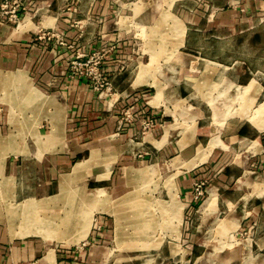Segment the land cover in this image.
<instances>
[{"label": "crops", "instance_id": "obj_1", "mask_svg": "<svg viewBox=\"0 0 264 264\" xmlns=\"http://www.w3.org/2000/svg\"><path fill=\"white\" fill-rule=\"evenodd\" d=\"M21 1L25 7L21 20L12 23L3 18L0 0V140L13 138L7 146L0 144V157L5 154L0 193L4 184L5 199L12 203L20 202V193L32 196L37 202L21 205L29 208L26 214L33 209V214H47L57 222L65 212L69 219L64 227L53 226L56 233H63L60 237H20L12 235L1 210L0 264H97L99 260L118 264L120 249L115 253L101 249L112 240L118 244L119 239L116 219L104 207L141 187L145 182L137 176L142 173L159 177L158 187L154 186L159 199H170L167 182L174 183L185 205L182 222L187 224L175 238L183 233L189 240L228 239L239 232L243 237L227 248L203 252L198 246L206 241H193L184 250L196 255L193 264H264V124H257L264 122V114L257 121L253 117V107L260 101L264 105V83L253 77L248 55L225 59L218 52L222 42L249 45L259 38L264 29V0L182 5L180 13L187 16L181 19L186 31L178 48L180 58L205 59L213 67L197 72L164 60L157 81L165 93L139 80L140 55L145 52L139 26L154 25L179 0ZM137 5L141 10L137 11ZM195 32L203 36L202 45L210 43L212 56L185 51L202 55V48H190L194 43L190 35ZM97 49L109 51L102 67L113 89L104 95L96 93L87 79L68 76L70 60ZM172 67L175 74L168 75ZM260 72L264 74V68ZM245 75L250 77L242 81ZM199 79L203 85L196 88L193 83ZM147 89H153L150 96ZM207 97L215 103L216 116H223L224 108L234 109L222 127L204 121L207 111L213 110ZM143 109L156 122L146 135L141 128ZM127 113L131 123L126 122ZM208 143V148L200 149ZM32 166L34 174H26L24 181L32 186L21 187L19 169L31 173ZM197 181L210 182L207 194L214 189L204 200L203 211L217 198L206 214L199 211L202 204L195 208ZM93 201L104 209L93 211L88 232L78 240L79 215ZM24 208L13 215L22 216ZM196 222L201 223L199 227L193 225ZM208 222L211 229L207 230ZM214 226L219 230H213ZM156 254L160 264L161 250Z\"/></svg>", "mask_w": 264, "mask_h": 264}, {"label": "rangeland", "instance_id": "obj_2", "mask_svg": "<svg viewBox=\"0 0 264 264\" xmlns=\"http://www.w3.org/2000/svg\"><path fill=\"white\" fill-rule=\"evenodd\" d=\"M180 1V2H179ZM175 4H173L171 9H167L155 22L154 25H151L149 27L145 26H139L140 31L138 35L139 41L143 43L140 45L143 47L145 51L142 55L141 59V66L139 69V76L141 74V77L139 80H144L146 83H149L150 85H155L157 89H161L163 93L164 87L160 84L159 81H157V72L160 68L161 63H164V60L166 63H171L170 66H173L176 64L177 66H183V67H190L194 71H200L202 70L201 67L197 66L196 64H199L201 62V59H193L191 56L187 55L186 58L187 61H183L182 64L179 63L180 57L182 55L179 54L178 48L184 43L185 40V31H186V25L183 23L181 19H185L187 16V13H185V18H183L182 14L180 13V8L182 9V5H189L191 8L193 6H199L203 3H208V0H179ZM137 11L141 10V7L137 5L136 7ZM172 12V13H171ZM180 18H178V17ZM252 30L250 29V35H252ZM209 31V30H208ZM259 38L257 40L251 42V44L247 45L246 43L243 44H235L233 42H222L219 45V56L222 57V55L225 57V59L229 56H235V55H241L246 54L250 57V70L253 71V77H255L258 81H262L264 83V74H261L260 69L264 68V29L260 30ZM190 37L193 39V46L190 47L191 49L199 51L197 48H202V55L191 51V50H185L188 53L196 56L204 57V55L212 56L211 54V45L210 43L204 44L203 36L201 34H197L196 32L194 34H191ZM146 41V44H145ZM209 42V40H207ZM148 46V47H147ZM141 52V49L140 51ZM147 52V53H146ZM214 53V52H213ZM218 56L217 53H214ZM243 54V55H244ZM215 55V56H216ZM185 56V55H184ZM179 58V59H178ZM185 59V58H184ZM185 59V60H186ZM151 60V61H150ZM190 60H193V64L190 63ZM149 62V63H147ZM174 63V64H173ZM211 68L210 64H208ZM174 68L168 69L166 73L168 75H174L173 72ZM163 73V71H161ZM165 74V73H164ZM256 74V75H255ZM244 77L248 78L250 75H245L241 77V80L244 81ZM196 88L202 87V79H199L197 82L193 83ZM202 84V85H201ZM223 84V83H222ZM150 89H147L146 92L150 96L153 92L149 91ZM112 92V91H111ZM110 92V93H111ZM212 94V93H211ZM210 94V95H211ZM164 95V94H161ZM205 96V95H204ZM207 96V95H206ZM212 96V95H211ZM163 97V96H162ZM226 97L223 94V98ZM213 98V97H212ZM209 100L212 108L214 106V102L210 97H207ZM216 101V100H215ZM262 101H260L258 104H256L253 107V117L255 120H259V118H262L264 114V105L260 104ZM214 103V104H213ZM190 112V110L185 111V113ZM208 117L204 119L208 123L211 122V127H222L224 121L231 117L232 112H235L234 109L228 107V109L222 110V115H217L213 110H208ZM222 117V118H221ZM191 118L195 119V115L191 114ZM143 120V119H142ZM127 123H131V119H129V115L127 113ZM256 125V123H253ZM259 126L264 124L263 121H260L257 123ZM156 126V125H155ZM155 126L152 127V129L147 130L146 133L144 132L143 122L141 123L142 128V134L146 135L149 132H152L153 129H155ZM257 126V125H256ZM193 128V127H192ZM9 139L12 140V137L3 138L0 140V144H3L5 146L8 145ZM211 142V141H210ZM209 142V143H210ZM206 145V147H200V149H206L209 147V144ZM217 145H221V142L218 141ZM215 145L214 147H216ZM210 152V151H209ZM208 152V154H209ZM207 154V156H208ZM5 154L1 153L0 157V178L1 181L5 178L3 176V168L2 164L4 161ZM206 156V157H207ZM202 158L196 159L197 161L201 160ZM196 160H194L193 163H196ZM206 160V158H205ZM204 160V161H205ZM203 161V162H204ZM201 162V163H203ZM162 163V162H161ZM163 165V164H162ZM192 163L189 165V167H192ZM196 166V165H194ZM25 168L19 169V177L21 179L20 185L21 187H30L28 182L25 181V175L29 174L31 177L34 174L32 172L35 171L36 168L32 166L29 171L26 173ZM140 174V173H139ZM146 174V173H145ZM144 173L138 175L137 177H142V182H145L141 187L138 186L135 191L128 193L127 195L121 197L117 200L116 203H114L112 206L106 208H101L100 203H95V201L92 202V206L87 207L86 209L82 210L80 213V217L78 218V222H81L80 224V235L76 236L78 240H81L82 237L88 232L91 224H92V214L93 211L104 209L108 212H111L113 216L116 219V230H117V237L118 244L115 240H112L110 243L106 244V246H102L103 251H112L113 253L117 252V250H121L119 259H117L118 264H159L160 260L158 258V255L156 252H158V249L161 250V253L163 255V259L160 264H193L195 260V254H188L185 253V248H188L193 241L195 240L198 243H202V241H206L205 246H198L199 251H204L209 248H227L229 244L235 242L238 239L243 238L239 233L238 235H235L234 237H229L227 239L222 236H209L208 238H197V239H190L183 237L185 236L183 233L182 238H175V234H177L178 231L182 230L187 226V224L183 223V217L182 212L185 208V205L182 203L180 199L177 197L176 188L174 187V183H170V181L167 182L168 187V195L169 200L159 199L156 196H158L157 191H155V187H158L159 185V177L157 179L155 178V174L153 173L152 178H148L147 175ZM164 177H162L163 179ZM162 179L160 181H162ZM210 182L206 183L207 187ZM151 184V185H149ZM3 185V191L0 193V213L4 211V221H6L7 225H9V228L11 229V233L14 236H20V237H26L30 234L35 235H42L44 238L46 237H60L63 233H56V231L53 229V226L61 227L66 226V218L69 219V217H66V214H61V218L57 217V222L53 220L52 216L50 215H44V214H33V209L30 210V214H26L29 210L28 207H22L21 205H25L28 202H37L35 199L30 196L29 194H23L20 193L23 196L27 195V197L21 198L19 195V201L18 203H12L5 199L4 192L7 185ZM146 185H149L148 187L144 188ZM11 186V185H9ZM8 186V187H9ZM32 186V185H31ZM211 190L209 189V193ZM22 191V189H21ZM228 193L230 192L229 188L226 190ZM209 193L207 194L206 191L204 193V196L197 200L196 209L200 206L199 211L203 214L208 213L209 210H211V207L213 203L215 202L216 198V191H215V200L208 209V211H203V204L207 200V197L209 196ZM74 196V195H73ZM75 197V196H74ZM159 197V196H158ZM137 200L135 203L129 202V199ZM205 200V201H204ZM204 201V202H203ZM203 202V203H202ZM41 203V202H39ZM124 203V204H123ZM2 204L4 205L2 208ZM100 205V206H99ZM36 206V205H35ZM34 206V207H35ZM103 207V206H102ZM24 208L22 210V216H15V212H19V209ZM4 209V210H3ZM7 214V215H6ZM33 214V215H31ZM121 219V224H118V219ZM100 216V215H98ZM63 217V218H62ZM56 218V217H55ZM141 218V219H138ZM29 220V221H27ZM147 221V222H146ZM72 220H70L69 223H71ZM28 223V225H27ZM182 223V224H181ZM30 224V225H29ZM36 224L39 225V228L33 227L32 225ZM201 223L196 222L193 225L195 227H199ZM114 225V223H113ZM210 222L207 223V230L211 229L209 226ZM192 224H189L188 226V232L190 230V227ZM204 226V224H203ZM218 226H214V229L219 230ZM202 230H205V228H200ZM212 230L211 233L214 231ZM216 232V231H215ZM112 236H114V229L111 233ZM225 240V241H224ZM118 245V246H117ZM61 247V246H60ZM142 249V250H141ZM203 256H208L207 253H202ZM220 258L224 257L223 253H220ZM210 261L213 263L216 261L214 260V257H210ZM97 264H106L105 260H99L97 261ZM93 264V263H92ZM95 264V263H94ZM198 264V263H196ZM204 264H208L207 261H205Z\"/></svg>", "mask_w": 264, "mask_h": 264}, {"label": "built area", "instance_id": "obj_3", "mask_svg": "<svg viewBox=\"0 0 264 264\" xmlns=\"http://www.w3.org/2000/svg\"><path fill=\"white\" fill-rule=\"evenodd\" d=\"M21 0H3L2 2V16L12 23H18L21 20V11L25 9ZM109 51L106 49H97L91 55L83 57L78 55L77 58L68 62V76L74 79H87L92 89L100 95L110 93L113 89L112 79L106 74L102 65L105 60V55ZM143 127L144 132L152 129L156 122L143 109ZM206 182L197 181L195 183V199L200 200L206 191ZM29 264H36L30 262Z\"/></svg>", "mask_w": 264, "mask_h": 264}, {"label": "bare ground", "instance_id": "obj_4", "mask_svg": "<svg viewBox=\"0 0 264 264\" xmlns=\"http://www.w3.org/2000/svg\"><path fill=\"white\" fill-rule=\"evenodd\" d=\"M183 59V58H182ZM183 61H187V59L185 60H183ZM182 60H181V58L179 59V63H181L182 64V62H183ZM193 60H190V63H192L193 64ZM209 64V62L208 61H206L205 59H204V61L202 60L199 64H196L197 66H199V67H201L202 68V70H204V69H207V68H210V66L208 65ZM194 65V64H193ZM137 200H132L131 198L129 199V202H133V203H135ZM27 212H29V211H27ZM31 212V211H30ZM30 214V213H29ZM138 219H141V218H138ZM27 221H29V220H27ZM147 222V221H146ZM67 223V222H66ZM67 225V224H66ZM142 250V249H141Z\"/></svg>", "mask_w": 264, "mask_h": 264}, {"label": "trees", "instance_id": "obj_5", "mask_svg": "<svg viewBox=\"0 0 264 264\" xmlns=\"http://www.w3.org/2000/svg\"><path fill=\"white\" fill-rule=\"evenodd\" d=\"M242 133V132H241Z\"/></svg>", "mask_w": 264, "mask_h": 264}]
</instances>
